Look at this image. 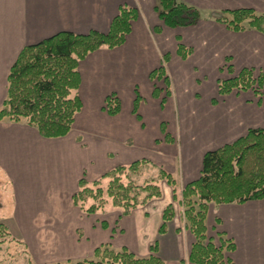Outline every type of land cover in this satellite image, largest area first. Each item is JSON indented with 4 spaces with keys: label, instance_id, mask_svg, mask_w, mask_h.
Here are the masks:
<instances>
[{
    "label": "crops",
    "instance_id": "obj_1",
    "mask_svg": "<svg viewBox=\"0 0 264 264\" xmlns=\"http://www.w3.org/2000/svg\"><path fill=\"white\" fill-rule=\"evenodd\" d=\"M176 1L196 8L200 20L166 27L155 10L157 0H0V107L8 72L25 46L61 32L106 33L120 7L137 11L121 46L100 48L79 62L82 108L67 136L46 139L23 121L0 122L3 206L17 195L15 221L39 251L52 256L48 262L92 259L104 245L144 258L156 244L165 264H192L194 239L183 228L182 211L165 182L160 199L122 216L113 207L94 215L74 207L71 197L79 180L93 182L117 166L148 160L171 174L177 195L199 178L204 154L250 129H264V81L260 95L218 93L219 80L242 69L264 71V34L233 32L214 19L225 10L264 14V0ZM179 46L189 50L186 58ZM160 68L164 76L152 78ZM111 95L120 104L115 116L104 110ZM169 204L175 216L160 234ZM206 226L208 233L223 234L234 244V251L225 254L230 263L264 264V200L210 204Z\"/></svg>",
    "mask_w": 264,
    "mask_h": 264
},
{
    "label": "trees",
    "instance_id": "obj_2",
    "mask_svg": "<svg viewBox=\"0 0 264 264\" xmlns=\"http://www.w3.org/2000/svg\"><path fill=\"white\" fill-rule=\"evenodd\" d=\"M155 10L166 27L180 28L196 24L200 14L194 7L176 0H157ZM214 19L233 32L254 30L264 34V14L250 8L225 10ZM134 8L120 7L106 33L96 31L85 35L58 33L38 44L25 46L7 75L6 97L0 107V122H25L46 139L67 136L82 105L77 96L80 84L78 64L88 54L100 49L121 46L136 20ZM186 58L189 50L178 47ZM163 68L152 72V78H162ZM264 71L254 73L242 69L236 76L218 81V93L254 91L260 95ZM104 110L110 116L119 113L120 104L114 95L106 98ZM101 181H106L102 188ZM172 188L173 199L182 207L184 228L192 235L188 261L192 264H232L226 253L234 251V244L223 234L215 239L207 237L206 217L210 204H243L264 200V129H250L232 144L204 154L199 178L186 184L175 195L176 182L167 171L148 160L117 166L104 173L99 180L78 182L72 195L74 207L88 215L103 211L107 201L119 209L122 216L132 210L160 199V183ZM175 210L172 204L162 213L160 234L166 232ZM5 228L0 225V232ZM58 264V263H57ZM65 264H165L157 256V245L150 247V255L136 257L126 249L115 250L104 245L94 250L92 259Z\"/></svg>",
    "mask_w": 264,
    "mask_h": 264
},
{
    "label": "rangeland",
    "instance_id": "obj_3",
    "mask_svg": "<svg viewBox=\"0 0 264 264\" xmlns=\"http://www.w3.org/2000/svg\"><path fill=\"white\" fill-rule=\"evenodd\" d=\"M202 14H204V12L201 11V15ZM106 183V181H101L100 184L102 188L106 187ZM5 190V183H3L0 179V225L6 230L5 232H0V264H65L59 262H48V260L52 259V256L44 255L41 251H39V245H34L35 243L32 241V238L30 239L29 232L24 231L23 227L15 221L16 218L14 216V212L20 204L17 195H14V201L12 200L13 202L11 201L9 204L4 202L5 206L8 205V207L5 208L3 206L2 196ZM178 199L180 200L179 195L175 201H178ZM106 206L112 207L110 201H107ZM178 207L182 211V207L180 205ZM11 220L13 224H11ZM182 224L184 228L183 218ZM40 234L44 233L41 232ZM23 237H27V240L29 241ZM207 237L213 239L216 238L214 233L208 232ZM43 241L45 242L44 239ZM46 250L50 251L51 248H46Z\"/></svg>",
    "mask_w": 264,
    "mask_h": 264
}]
</instances>
